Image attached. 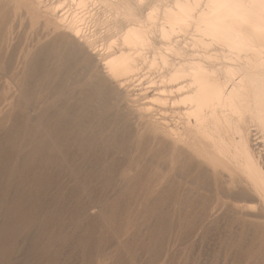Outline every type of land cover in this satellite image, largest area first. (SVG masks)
Wrapping results in <instances>:
<instances>
[{"label":"rangeland","instance_id":"374dc122","mask_svg":"<svg viewBox=\"0 0 264 264\" xmlns=\"http://www.w3.org/2000/svg\"><path fill=\"white\" fill-rule=\"evenodd\" d=\"M16 10L0 0V264H264V195L245 164L214 175L171 150L161 129L160 168L135 164L128 149L156 128L137 111L138 92L111 89L80 42ZM89 114L93 139L81 121ZM253 125L247 146L264 174V129Z\"/></svg>","mask_w":264,"mask_h":264},{"label":"bare ground","instance_id":"6f19581e","mask_svg":"<svg viewBox=\"0 0 264 264\" xmlns=\"http://www.w3.org/2000/svg\"><path fill=\"white\" fill-rule=\"evenodd\" d=\"M40 1L11 0L17 10L23 6L35 17L43 14L54 37L80 42L86 60L98 58L111 89L138 92L132 101L156 128L148 142L139 145L137 140L128 149H134L135 164L160 168L152 144L161 129L171 150L183 147L214 175L233 176L232 165L239 159L247 170L242 171L245 180L264 195V174L247 146L249 125L264 129V0H57L44 4L43 11ZM59 51L55 75H61L66 59ZM81 121L93 139L94 116Z\"/></svg>","mask_w":264,"mask_h":264}]
</instances>
